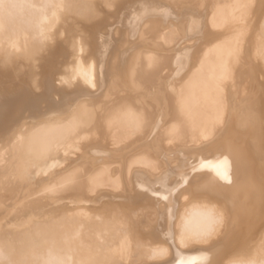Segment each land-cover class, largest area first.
Listing matches in <instances>:
<instances>
[{"label":"bare ground","instance_id":"bare-ground-1","mask_svg":"<svg viewBox=\"0 0 264 264\" xmlns=\"http://www.w3.org/2000/svg\"><path fill=\"white\" fill-rule=\"evenodd\" d=\"M0 264H264V0H0Z\"/></svg>","mask_w":264,"mask_h":264},{"label":"water","instance_id":"water-1","mask_svg":"<svg viewBox=\"0 0 264 264\" xmlns=\"http://www.w3.org/2000/svg\"><path fill=\"white\" fill-rule=\"evenodd\" d=\"M11 106L10 101L8 98L0 94V120L3 119L9 112H10ZM111 152L109 150L103 149V148H88L85 149L78 159L74 161L73 163L67 165L61 170L55 171L53 174L49 173L47 174L39 183H29L27 186L21 188V190L10 200H8L5 203L0 204V221L2 220H10L8 219V215L11 212V210L14 208V206L21 201L23 198H25L28 194L36 191L40 187H42L44 184H46L48 181H50L53 177H55L57 174L62 172L63 170L67 169L68 167L74 165L75 163L79 162L80 160L86 158L89 155H100V158H103V156L109 157ZM35 212L31 211L28 215L23 216L20 218V220H10L16 225H23L29 222L33 217L35 216Z\"/></svg>","mask_w":264,"mask_h":264}]
</instances>
